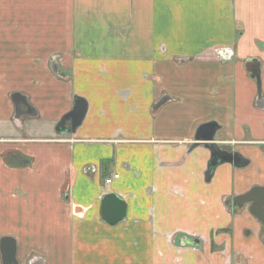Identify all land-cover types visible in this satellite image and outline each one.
Returning <instances> with one entry per match:
<instances>
[{
	"label": "crops",
	"instance_id": "crops-1",
	"mask_svg": "<svg viewBox=\"0 0 264 264\" xmlns=\"http://www.w3.org/2000/svg\"><path fill=\"white\" fill-rule=\"evenodd\" d=\"M210 123L249 163L207 181ZM263 199L264 0H0V240L20 264H264Z\"/></svg>",
	"mask_w": 264,
	"mask_h": 264
},
{
	"label": "water",
	"instance_id": "water-1",
	"mask_svg": "<svg viewBox=\"0 0 264 264\" xmlns=\"http://www.w3.org/2000/svg\"><path fill=\"white\" fill-rule=\"evenodd\" d=\"M257 80L258 91L261 92V80L260 77H255ZM12 101L16 110V117H33L35 116L33 108L29 105L27 99L20 94L12 95ZM22 106L26 110L22 109ZM88 110L87 103L82 99L75 100V107L71 113L65 116L57 126V133L71 134L75 133L76 130L82 125ZM218 130V126L215 123L204 125L197 133L195 141L202 143L211 153V159L208 164V171L206 173V180L211 181L212 176L216 169L223 164H232L237 168L246 167L248 161L245 160L240 154L229 153L222 150L220 146L215 142V136ZM195 145L192 150H194ZM245 202H253L252 196L243 197ZM259 213L263 214L264 199L258 205ZM126 206L125 204L115 195H106L102 200V218L109 224H117L125 218ZM0 254L2 264H20L17 258V241L11 237H4L0 240Z\"/></svg>",
	"mask_w": 264,
	"mask_h": 264
},
{
	"label": "built area",
	"instance_id": "built-area-1",
	"mask_svg": "<svg viewBox=\"0 0 264 264\" xmlns=\"http://www.w3.org/2000/svg\"><path fill=\"white\" fill-rule=\"evenodd\" d=\"M119 177H120L119 174H115V175L113 176V178L107 179V180L105 181V183H106L107 185H111V184L113 183V181L119 179Z\"/></svg>",
	"mask_w": 264,
	"mask_h": 264
}]
</instances>
